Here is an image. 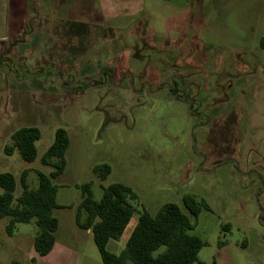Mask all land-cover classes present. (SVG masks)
Instances as JSON below:
<instances>
[{"label":"rangeland","instance_id":"1","mask_svg":"<svg viewBox=\"0 0 264 264\" xmlns=\"http://www.w3.org/2000/svg\"><path fill=\"white\" fill-rule=\"evenodd\" d=\"M0 42V173H50L41 158L58 128L70 135L55 210L58 237L82 264H104L76 223L81 186L99 201L122 183L138 195L120 254L143 208L205 201L191 235L195 264H264V0H11ZM185 100L186 102H184ZM42 130L38 159L5 153L21 127ZM107 164L104 182L94 172ZM0 264H37L35 221L7 232ZM70 233H73L72 235ZM73 235H76V239ZM165 250L161 247L155 254ZM39 256V255H38Z\"/></svg>","mask_w":264,"mask_h":264},{"label":"trees","instance_id":"2","mask_svg":"<svg viewBox=\"0 0 264 264\" xmlns=\"http://www.w3.org/2000/svg\"><path fill=\"white\" fill-rule=\"evenodd\" d=\"M42 138V130L36 126L21 127L12 134V143L5 147L7 155L15 152L28 163L38 159L37 142ZM70 135L64 128H58L55 139L41 158L51 172L37 170L39 186L31 190L28 184V170L20 177L23 189L16 197L18 181L14 174L0 173V220L8 218L7 232L13 234L19 224L35 221L38 233L34 248L40 257L47 256L56 242L59 219L55 210L58 186L54 181L66 170V153L70 147ZM94 172L100 181L107 180L112 172L109 165L95 167ZM82 201L77 209L76 223L82 230H91L95 244L104 264H195L200 251L206 243L196 235H191L202 208L209 210L205 201H198L192 195L183 197L184 209L176 203L164 204L159 212L152 216L143 208L139 222L129 236L125 248L120 254L108 250L112 240H120L133 218L138 195L129 186L114 183L104 188L102 198L97 201L90 184L81 186ZM165 247L162 253H155Z\"/></svg>","mask_w":264,"mask_h":264},{"label":"crops","instance_id":"3","mask_svg":"<svg viewBox=\"0 0 264 264\" xmlns=\"http://www.w3.org/2000/svg\"><path fill=\"white\" fill-rule=\"evenodd\" d=\"M10 1L11 0H0V42L10 41L8 35L9 22L11 19L10 14H12V12L14 13L15 9L13 8V10H11ZM59 229L56 234V242L53 250L44 257H40L33 253L32 258L37 259V264H82L83 254L78 248L58 237ZM87 232L88 234H92L91 230ZM70 234L72 235L73 233ZM73 236L75 239L77 238L76 235Z\"/></svg>","mask_w":264,"mask_h":264},{"label":"flooded vegetation","instance_id":"4","mask_svg":"<svg viewBox=\"0 0 264 264\" xmlns=\"http://www.w3.org/2000/svg\"><path fill=\"white\" fill-rule=\"evenodd\" d=\"M184 102H186L185 100H183Z\"/></svg>","mask_w":264,"mask_h":264}]
</instances>
